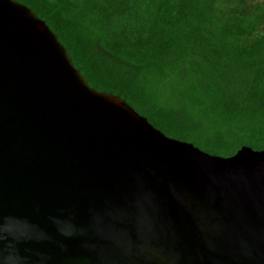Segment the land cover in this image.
<instances>
[{
  "label": "water",
  "instance_id": "1",
  "mask_svg": "<svg viewBox=\"0 0 264 264\" xmlns=\"http://www.w3.org/2000/svg\"><path fill=\"white\" fill-rule=\"evenodd\" d=\"M0 264H264V150L167 137L0 0Z\"/></svg>",
  "mask_w": 264,
  "mask_h": 264
},
{
  "label": "trees",
  "instance_id": "2",
  "mask_svg": "<svg viewBox=\"0 0 264 264\" xmlns=\"http://www.w3.org/2000/svg\"><path fill=\"white\" fill-rule=\"evenodd\" d=\"M92 89L167 137L231 157L264 150V5L253 0H15Z\"/></svg>",
  "mask_w": 264,
  "mask_h": 264
},
{
  "label": "rangeland",
  "instance_id": "3",
  "mask_svg": "<svg viewBox=\"0 0 264 264\" xmlns=\"http://www.w3.org/2000/svg\"><path fill=\"white\" fill-rule=\"evenodd\" d=\"M253 1L256 2V3H261V4L264 5V0H253Z\"/></svg>",
  "mask_w": 264,
  "mask_h": 264
}]
</instances>
